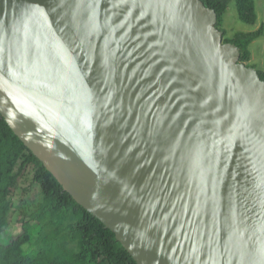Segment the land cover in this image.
Masks as SVG:
<instances>
[{
  "label": "water",
  "instance_id": "95a60500",
  "mask_svg": "<svg viewBox=\"0 0 264 264\" xmlns=\"http://www.w3.org/2000/svg\"><path fill=\"white\" fill-rule=\"evenodd\" d=\"M201 0H0V115L136 264H264V80Z\"/></svg>",
  "mask_w": 264,
  "mask_h": 264
},
{
  "label": "trees",
  "instance_id": "16d2710c",
  "mask_svg": "<svg viewBox=\"0 0 264 264\" xmlns=\"http://www.w3.org/2000/svg\"><path fill=\"white\" fill-rule=\"evenodd\" d=\"M201 1L216 12L222 42L235 44L240 50V60L254 67L264 80V71L249 62V46L264 35V25L231 34L224 28V14L231 2L238 20L255 25L258 20L255 0ZM27 171L31 181L24 192L31 188L37 191L33 209L25 204L24 198L15 201L18 182ZM15 221L19 222L21 232L13 236L9 227ZM0 264H136L114 233L62 188L1 115Z\"/></svg>",
  "mask_w": 264,
  "mask_h": 264
},
{
  "label": "rangeland",
  "instance_id": "374dc122",
  "mask_svg": "<svg viewBox=\"0 0 264 264\" xmlns=\"http://www.w3.org/2000/svg\"><path fill=\"white\" fill-rule=\"evenodd\" d=\"M255 3H256V12L258 16V20L255 25H249L238 20L236 17V7L234 3L231 2L229 4L228 9L224 14V28L227 34H231L234 31H240V30L241 31L253 30L258 28L261 24L264 25V0H255ZM249 48L251 51L249 62L255 63L257 65V66L255 65L257 68L264 71V35L253 41L249 46ZM30 181H31V175L27 171L26 174L18 182V188L15 194V201L17 203L19 199L24 198L25 204L30 209H33L34 208L33 203L37 197L36 188H31L29 192H24L25 191L24 189L29 186ZM32 196H34L35 199H33ZM9 228H10L9 232H11L13 236L18 235L21 232L18 221L13 222ZM67 246H71V245L68 244Z\"/></svg>",
  "mask_w": 264,
  "mask_h": 264
}]
</instances>
